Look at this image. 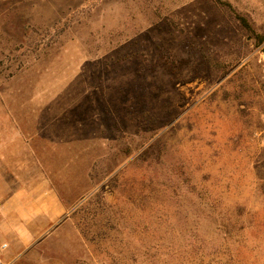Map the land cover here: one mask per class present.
Masks as SVG:
<instances>
[{
  "label": "rangeland",
  "instance_id": "rangeland-1",
  "mask_svg": "<svg viewBox=\"0 0 264 264\" xmlns=\"http://www.w3.org/2000/svg\"><path fill=\"white\" fill-rule=\"evenodd\" d=\"M221 1L0 0V202L65 207L13 264H264V0Z\"/></svg>",
  "mask_w": 264,
  "mask_h": 264
},
{
  "label": "crops",
  "instance_id": "crops-1",
  "mask_svg": "<svg viewBox=\"0 0 264 264\" xmlns=\"http://www.w3.org/2000/svg\"><path fill=\"white\" fill-rule=\"evenodd\" d=\"M10 163L0 162V178H6L5 168L9 167ZM3 196L5 202L2 209L5 221L3 225L1 224V227L4 229L3 231H6L4 233H7L8 237H17L21 231L36 233L44 230L43 225L47 227L54 225L60 215L65 212V207L60 199L54 195H48L47 197L41 195L35 200L30 199L27 194L8 195L6 193ZM19 237L26 239L23 234H20Z\"/></svg>",
  "mask_w": 264,
  "mask_h": 264
},
{
  "label": "built area",
  "instance_id": "built-area-1",
  "mask_svg": "<svg viewBox=\"0 0 264 264\" xmlns=\"http://www.w3.org/2000/svg\"><path fill=\"white\" fill-rule=\"evenodd\" d=\"M2 205V202H0V212L2 209ZM14 260L15 258L11 256L10 242L5 237V233L0 223V264H13Z\"/></svg>",
  "mask_w": 264,
  "mask_h": 264
},
{
  "label": "trees",
  "instance_id": "trees-1",
  "mask_svg": "<svg viewBox=\"0 0 264 264\" xmlns=\"http://www.w3.org/2000/svg\"><path fill=\"white\" fill-rule=\"evenodd\" d=\"M216 3H219V4H224V2H222L221 0H214ZM225 5V4H224ZM238 19L240 21V23L242 24V26L246 29H249L250 26L247 22V20L242 17V16H238ZM258 39V43H262L264 41V38H257Z\"/></svg>",
  "mask_w": 264,
  "mask_h": 264
}]
</instances>
